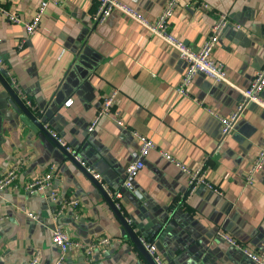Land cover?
<instances>
[{"label":"crops","instance_id":"crops-1","mask_svg":"<svg viewBox=\"0 0 264 264\" xmlns=\"http://www.w3.org/2000/svg\"><path fill=\"white\" fill-rule=\"evenodd\" d=\"M41 1L0 0V71L23 105L38 119L51 113L46 127L90 168L136 233L155 242L164 264H258L223 235L264 255V166L253 183L246 177L264 141V108L249 104L224 140L220 120L207 108L229 115L242 99L239 88L264 66V0L180 1L170 30L194 49L221 13L230 20L211 57L225 65L233 86L199 74L189 96L176 90L185 71L179 52L119 11L96 24L98 0L50 3L32 34L4 13L27 21ZM166 1L124 0L150 21ZM114 89V110L124 125L107 116L90 131L102 96ZM69 97L74 104L66 107ZM135 131L156 145L134 179L141 196L123 186L128 164L139 157ZM161 151L191 168L205 161L208 178L222 193L205 186L191 192L186 173ZM19 160L25 162L16 184L0 191V264H27L38 251L40 264H51L60 253L52 242L56 227L85 242L112 239L107 251L90 259L71 250L65 264H151L96 185L0 81V176ZM52 163L59 199L48 198L49 189L27 193L25 184ZM72 197L80 205L58 214L60 200Z\"/></svg>","mask_w":264,"mask_h":264},{"label":"built area","instance_id":"built-area-1","mask_svg":"<svg viewBox=\"0 0 264 264\" xmlns=\"http://www.w3.org/2000/svg\"><path fill=\"white\" fill-rule=\"evenodd\" d=\"M59 1L60 0H42L39 4L38 11L35 16L27 21H24L17 14H13L11 12L4 13L10 21L14 23H24L28 34H32L38 27L42 14L46 11L49 4H57ZM180 1L181 0H167L157 18L153 21H150L146 19L135 8L124 2V0H98L99 4L96 12L93 15V20L96 24H103L110 18L113 12L119 11L120 13L129 16L135 21H137L150 34L160 38L166 44L176 49L179 52L180 58L185 62V71L176 89L179 95L189 96V86L193 82L194 78L199 74H203L207 77H210L217 82H225L233 86L231 80L228 77L225 65L222 62L216 61L211 57V54L215 46L217 45L223 30L229 25L230 20L228 16L224 13H221L216 22L211 27L210 34L207 39L198 49H194L186 45L183 40L175 36L170 30V20L173 17L174 12ZM0 11L5 10L0 7ZM236 27L240 28L239 25H236ZM0 63L2 64L3 60L0 59ZM3 70V72L12 80V82L15 83L14 76L12 75V72L10 71L8 66L4 64ZM239 91L242 95V99L238 106L235 108V110L232 111L229 115L221 116L212 108H207L212 115H214L220 120L222 140H224V138L227 137L235 128L236 123L240 118L243 110L250 103H256L258 106L264 108V66L256 71L250 85L246 88H239ZM21 94L24 98H26L25 94H23L22 92ZM118 95L119 91L117 89H114L111 92L102 96L101 105L98 110V113L89 125L88 129L90 131H93L97 127L101 118L107 116L111 117L113 121L120 127L124 125L123 119L120 117V111L114 110L117 104ZM26 101L29 105H32L29 100L26 99ZM73 104L74 99L72 97H69L64 101V106L66 107H70ZM133 134L139 140V157L136 160L131 161L126 168V178L123 182V186L125 188H131L133 186L134 179L144 168L145 158L152 150L156 148V145L152 138L140 134L136 131ZM58 140L63 145H65V142L62 139L58 138ZM66 147L68 150H70L68 146ZM161 154L165 157L166 160L174 163L184 173H186L191 192H193L199 186H205L206 188L213 190L217 193H222L221 188L215 185L208 178L206 174L205 161L202 162L199 166L191 168L165 151H161ZM77 157L79 160H81L79 156ZM24 162V160H19L0 176V191L16 184ZM82 163L85 165L84 162ZM263 166L264 141L260 145L259 151L247 173L246 177L248 183H253L254 177L258 172H260ZM56 169L57 164L52 163L48 171H46L43 175L30 182H27L24 186L27 193H42L46 192L49 189L47 197L54 201L58 200L59 193L53 189ZM114 195L116 197L121 196L120 192H115ZM60 205L61 210L58 214L62 213L61 211L68 207L77 208L80 205V200L77 197L64 198L60 200ZM29 215L35 217L32 213H30ZM223 236L231 243L236 245L239 249H241L252 260L257 262L258 264H264V255H258L254 252H251L247 248L241 246L233 238L227 235ZM140 239L149 254L154 258L156 263L164 264L158 254L157 245L155 244V242L148 240L144 236H141ZM52 242L55 246H57L60 253L59 257L51 264H65L67 254L71 250H80L85 257L90 259L91 256L97 251H107L109 246L112 244V239L109 236H100L95 240L85 242L73 238L70 233L62 227H56L52 232ZM40 262V252L38 251L27 262V264H40Z\"/></svg>","mask_w":264,"mask_h":264},{"label":"water","instance_id":"water-1","mask_svg":"<svg viewBox=\"0 0 264 264\" xmlns=\"http://www.w3.org/2000/svg\"><path fill=\"white\" fill-rule=\"evenodd\" d=\"M0 81L2 84L5 86L6 90L8 93L13 97V99L17 102V104L22 108L24 113L34 122L38 128L43 131L53 142L56 144V146L68 156L77 166L78 168L89 178L95 185L96 187L100 190L106 201L109 203V205L112 207V209L117 213L119 218L121 219V222L123 223L124 229L128 232V234L131 236V238L134 240V242L137 244V246L140 248V250L147 255L149 261L151 264H158L154 260V258L149 254L147 249L145 248L144 244L141 242V239L135 229L132 227L131 224L128 223L127 219L122 215L120 210L116 207L115 201L112 199L111 195L105 190L103 184L94 177V175L90 172V169H88L82 162V160H79L77 155L70 150L67 149L65 145H63L58 138L56 137V134H53L51 130L46 127L47 126V121L49 117H51V113H47L46 111L43 113V116L38 119L35 117L24 105L23 103L19 100L17 97L15 91L12 89V87L6 82V80L2 77L1 71H0ZM250 104H253L250 103ZM136 185L133 184V186L130 189L135 190ZM138 195L141 196L140 192L135 190Z\"/></svg>","mask_w":264,"mask_h":264}]
</instances>
